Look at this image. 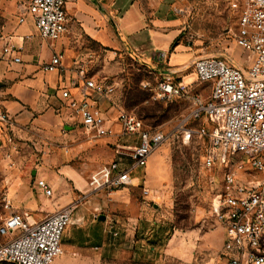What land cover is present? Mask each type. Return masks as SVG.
<instances>
[{
	"label": "crops",
	"instance_id": "0c3cea01",
	"mask_svg": "<svg viewBox=\"0 0 264 264\" xmlns=\"http://www.w3.org/2000/svg\"><path fill=\"white\" fill-rule=\"evenodd\" d=\"M28 2L0 0V46L7 37L23 46L20 62L0 61V110L9 114L8 122L0 121V172L13 211L29 210L31 221H39L74 202L79 192L87 190L92 173L118 159L116 145L133 139H92L62 92L69 90L70 98L87 92L118 134L122 107L117 88L95 64L110 63L119 53L153 67L166 64L161 69L166 73L177 71L187 58L176 42L184 18L174 0H66L67 31L57 40L39 34L32 16L26 14ZM161 52L167 53L164 60ZM54 53L63 54L62 72L43 69ZM77 63L85 65L88 78L106 81L114 92L103 98L86 89L74 71ZM179 80L187 84L184 78ZM7 151L15 160L13 167L4 156ZM38 180L49 185L51 195L39 188ZM133 184L114 192L91 193L78 204L62 236L63 253L54 264L225 263L226 232L215 218L170 235L163 247L155 245L148 231L149 217L133 211ZM0 206V214H8L2 201Z\"/></svg>",
	"mask_w": 264,
	"mask_h": 264
},
{
	"label": "built area",
	"instance_id": "2783aa9c",
	"mask_svg": "<svg viewBox=\"0 0 264 264\" xmlns=\"http://www.w3.org/2000/svg\"><path fill=\"white\" fill-rule=\"evenodd\" d=\"M228 3L237 14V30L232 38L243 51L246 67L234 65L221 56L197 58L194 63L197 80L212 85L207 100L198 95L190 97L188 84L178 80L173 71L163 74L155 86L154 97L189 98L193 104L171 131L149 127L135 113L120 108L117 134L107 124L96 99L87 92L80 98H70L69 90L62 92L63 98L70 99L68 106L92 139L107 136L133 139L116 145L118 159L92 173L87 190L79 192L74 202L39 221H31L29 210L13 211L11 199L4 195L2 207L8 214H0V235L10 238L0 245V264H54L63 253L62 236L78 204L91 193L114 192L131 186L134 179L131 171L146 166L150 156L172 137L187 144L204 139L207 167L217 162L228 164L232 156L238 155L239 169L246 164L249 175H258L242 180L235 171H226L214 218L226 232L224 264H264V0H228ZM26 14L32 16L45 39L57 40L67 31L66 0H29ZM24 20L25 16L20 17L21 22ZM22 48L11 37L5 38L0 46V61L20 62ZM159 57L164 60L167 53L161 52ZM62 61L63 54L54 53L43 69L62 72L65 70ZM76 65L74 71L86 89L103 98L114 92V86L106 81L88 78L83 63ZM202 117L207 127L193 125ZM0 121L8 122L9 114L0 110ZM4 156L10 167L15 166L11 152H5ZM37 184L46 195L52 194L44 180H38ZM142 191L146 196L150 194L147 187Z\"/></svg>",
	"mask_w": 264,
	"mask_h": 264
},
{
	"label": "rangeland",
	"instance_id": "374dc122",
	"mask_svg": "<svg viewBox=\"0 0 264 264\" xmlns=\"http://www.w3.org/2000/svg\"><path fill=\"white\" fill-rule=\"evenodd\" d=\"M174 3L184 18L183 31L176 42L181 44L179 53L187 60L177 65L179 70H173V75L178 80H186L190 97L198 95L207 100L212 85L197 80L194 69L197 58L221 56L234 65L246 67L243 51L232 38L237 30V14L230 10L228 0H174ZM164 65L153 67L118 53L114 61L97 62L95 68L112 78L118 104L126 112L135 113L149 127L171 131L193 104L189 98L161 100L154 97L155 86L165 74L161 71L166 68ZM200 124L208 126L203 117L193 123ZM205 151L204 139H194L187 144L172 137L150 156L146 166L131 171L136 187L130 191L135 205L133 211L144 219L149 217L147 230L155 245L163 247L170 235L206 225L214 218L226 171H235L242 180L258 176L249 175L246 164L239 169L238 155L232 156L228 164L217 162L207 167ZM2 180L0 172V202L5 195ZM144 187L150 189L148 196L143 194ZM9 238L2 236L0 240L4 243Z\"/></svg>",
	"mask_w": 264,
	"mask_h": 264
},
{
	"label": "water",
	"instance_id": "95a60500",
	"mask_svg": "<svg viewBox=\"0 0 264 264\" xmlns=\"http://www.w3.org/2000/svg\"><path fill=\"white\" fill-rule=\"evenodd\" d=\"M100 219H105V216H104V215H101V216H100Z\"/></svg>",
	"mask_w": 264,
	"mask_h": 264
}]
</instances>
